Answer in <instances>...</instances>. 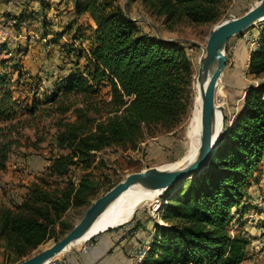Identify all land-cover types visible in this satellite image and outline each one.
<instances>
[{
	"label": "trees",
	"instance_id": "trees-1",
	"mask_svg": "<svg viewBox=\"0 0 264 264\" xmlns=\"http://www.w3.org/2000/svg\"><path fill=\"white\" fill-rule=\"evenodd\" d=\"M145 1L166 20L181 16L197 23L214 20L219 2ZM73 12L87 15L95 25L85 67L59 79L42 100L21 105L13 96L11 71L0 60V171L19 144L20 130L33 128L43 104L53 108L54 147L67 151L50 159L44 177L26 188L21 203L0 206V238L18 259L54 238L51 226H63L61 214L70 204L85 202L89 179L84 171L96 152L108 147L134 150L145 136L180 126L191 105L192 66L177 42L140 31L115 0H73ZM263 72L264 23L247 56V73L257 77ZM103 79L107 96L98 88ZM263 157L264 82H258L243 91L240 108L209 160L188 179L165 189L160 216L167 224L153 227L138 264L244 261L248 240L229 234L230 213L245 197L248 176ZM73 168L82 171L76 182L71 179Z\"/></svg>",
	"mask_w": 264,
	"mask_h": 264
},
{
	"label": "rangeland",
	"instance_id": "rangeland-1",
	"mask_svg": "<svg viewBox=\"0 0 264 264\" xmlns=\"http://www.w3.org/2000/svg\"><path fill=\"white\" fill-rule=\"evenodd\" d=\"M257 1L219 0L214 7V20L197 23L181 16L166 20L162 14L155 12L149 1L115 0L124 13L137 22L140 31L177 42L185 52L192 66L191 105L186 119L171 131L153 137L145 136L134 150L120 151L108 147L96 152L93 163L84 171L89 179L85 202L70 204L61 214L63 226L56 223L51 226L54 238L51 235L28 256L18 259L9 254L0 238V264L19 262L49 246L55 239H60L79 221L85 209L97 197L127 174L147 167L173 164L187 153L191 144L187 133L197 113L194 81L197 59L206 37L218 20L239 16ZM263 23L264 20L257 22L230 37L224 47L225 65L214 95L215 105L219 106L223 114L224 130L240 108L245 88L264 82V72L257 77L247 73V56L255 48L258 29ZM94 27L87 15H74L73 0H0V60H4L11 71L14 98L21 105H27L33 99L40 101L51 93L52 85H56L63 76L72 72L82 73ZM98 88L100 94L107 96L109 86L104 79ZM40 109L44 111L36 113L32 121L33 128L20 130L19 144L11 149L5 169L0 171L2 207L12 208L21 203L26 188L44 177V169L50 159L67 153L54 147V128L51 127L53 108L43 104ZM81 173L79 169L73 168L72 181L76 182ZM167 192L162 190L157 197L145 199L134 210L129 221L110 228L116 230L130 226V231L137 233L142 243L136 256L140 253L143 256L147 250L153 227L167 224L160 216V207L166 202ZM245 193L240 205L231 210L229 234L248 240L246 259L240 264H264V157L249 174ZM92 238L52 257L46 264L76 259Z\"/></svg>",
	"mask_w": 264,
	"mask_h": 264
},
{
	"label": "water",
	"instance_id": "water-1",
	"mask_svg": "<svg viewBox=\"0 0 264 264\" xmlns=\"http://www.w3.org/2000/svg\"><path fill=\"white\" fill-rule=\"evenodd\" d=\"M262 20H264V0H258L241 15L218 20L210 29L197 59L194 79L198 85L201 102L199 145L195 157L185 167L168 170L147 167L127 174L103 195L97 197L85 209L79 221L60 239L14 264H46L55 253L63 250L68 242L81 236L107 203L129 185L142 183L152 190H165L171 185L188 179L193 172L198 171L209 160L224 132V118L221 109L220 130L218 133L214 130V92L225 65L224 47L230 37Z\"/></svg>",
	"mask_w": 264,
	"mask_h": 264
},
{
	"label": "bare ground",
	"instance_id": "bare-ground-1",
	"mask_svg": "<svg viewBox=\"0 0 264 264\" xmlns=\"http://www.w3.org/2000/svg\"><path fill=\"white\" fill-rule=\"evenodd\" d=\"M218 83V81H217ZM216 83V86H217ZM205 84V83H204ZM203 84V85H204ZM216 90V87H215ZM215 95V92H214ZM195 104H196V117L189 128L187 137L190 141V148L187 153L177 162L163 167H157L159 170L180 169L185 167L196 155L199 145V113L201 102L198 95V85L195 82ZM214 130L219 132L221 127L220 117L221 112L218 105L214 102ZM162 190H152L145 187L142 183H134L122 190L115 198L107 203L105 208L94 218L88 229L79 237L71 240L60 252L55 253V257L62 252H65L74 245L85 243L94 235L104 232L118 224L126 223L132 218L134 210L140 206L141 202L147 198L157 197ZM164 191V190H163ZM51 257V258H52Z\"/></svg>",
	"mask_w": 264,
	"mask_h": 264
},
{
	"label": "crops",
	"instance_id": "crops-1",
	"mask_svg": "<svg viewBox=\"0 0 264 264\" xmlns=\"http://www.w3.org/2000/svg\"><path fill=\"white\" fill-rule=\"evenodd\" d=\"M130 226L108 230L92 238L85 251L72 264H131L142 242Z\"/></svg>",
	"mask_w": 264,
	"mask_h": 264
},
{
	"label": "built area",
	"instance_id": "built-area-1",
	"mask_svg": "<svg viewBox=\"0 0 264 264\" xmlns=\"http://www.w3.org/2000/svg\"><path fill=\"white\" fill-rule=\"evenodd\" d=\"M85 247L83 248V251H85ZM142 257V253H140L138 256H135V259H133L132 263L131 264H138L139 260L141 259ZM51 264H72L71 262H68V261H57V262H52Z\"/></svg>",
	"mask_w": 264,
	"mask_h": 264
}]
</instances>
